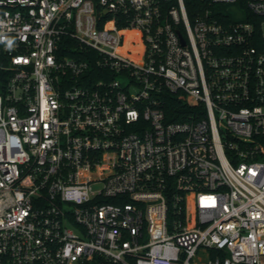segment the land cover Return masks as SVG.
<instances>
[{"label": "built area", "instance_id": "obj_1", "mask_svg": "<svg viewBox=\"0 0 264 264\" xmlns=\"http://www.w3.org/2000/svg\"><path fill=\"white\" fill-rule=\"evenodd\" d=\"M0 81V264H264V0H0Z\"/></svg>", "mask_w": 264, "mask_h": 264}, {"label": "trees", "instance_id": "obj_2", "mask_svg": "<svg viewBox=\"0 0 264 264\" xmlns=\"http://www.w3.org/2000/svg\"><path fill=\"white\" fill-rule=\"evenodd\" d=\"M0 83H1V85H3V82H1L0 81ZM174 99V98H173ZM176 100H172V102L170 103V105H174V104H176V102H175ZM179 101H177V103H178ZM179 104H180V102H179ZM181 105V104H180Z\"/></svg>", "mask_w": 264, "mask_h": 264}]
</instances>
